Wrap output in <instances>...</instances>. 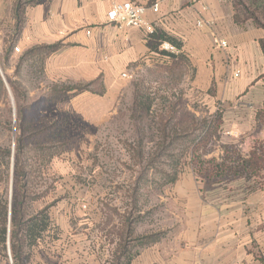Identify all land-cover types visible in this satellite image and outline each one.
I'll return each instance as SVG.
<instances>
[{
  "label": "rangeland",
  "instance_id": "obj_1",
  "mask_svg": "<svg viewBox=\"0 0 264 264\" xmlns=\"http://www.w3.org/2000/svg\"><path fill=\"white\" fill-rule=\"evenodd\" d=\"M6 46L0 47V202H10L20 137L22 157L31 166V208H45L50 218L47 233L23 255L22 264H120L150 235L172 246L186 231L187 197L176 188L190 187L189 179L202 198L224 212L239 209L253 189H264V170L250 178L236 170L212 176L201 164L210 158L219 162L226 156H247L264 141V128L257 122L253 137L238 138L245 141L242 146L222 144L227 105L206 100L205 90L195 83L191 60L180 52H173L177 57L154 54L148 63L119 71L102 95L85 92L52 103L46 101L49 89L54 81L67 79H51L33 60L15 73L24 50L7 53ZM101 86L96 80L89 88L99 92ZM212 90H207L210 95ZM17 105L25 113L21 129ZM207 123L214 132L204 143L178 141L163 148L166 130L183 135ZM173 159L179 161L175 167ZM175 169L177 181L165 183ZM242 229L237 228L238 237L247 234ZM253 230L251 237L264 236V229ZM250 250L260 252L253 242ZM0 264H14L8 238L0 244Z\"/></svg>",
  "mask_w": 264,
  "mask_h": 264
},
{
  "label": "crops",
  "instance_id": "obj_2",
  "mask_svg": "<svg viewBox=\"0 0 264 264\" xmlns=\"http://www.w3.org/2000/svg\"><path fill=\"white\" fill-rule=\"evenodd\" d=\"M15 1L0 0V47L9 43L14 32ZM121 1L42 0L25 4L15 46L25 50L59 42V50L44 64L49 77L70 83L101 80L105 88L119 71L148 63L155 54L148 47L149 34L144 28L107 19L111 5ZM132 1L148 7L158 5L157 11L146 10L145 19L153 30L180 43L179 52L191 60L195 83L205 90L206 100L220 99L227 105L222 113L220 142L242 146L245 141L239 137H253L255 114L264 104V55L259 44L264 30L250 21L237 24L232 0ZM198 20L201 25H196ZM214 38L225 40L226 46L219 47ZM211 86L212 95L207 91ZM189 181L190 187L176 188L179 196L187 197L186 231L172 246L155 242L141 248L127 264H264V236L249 235L253 229H264V189H253L239 209L224 212L202 198ZM239 227L247 234L238 237ZM252 242L260 252L250 250Z\"/></svg>",
  "mask_w": 264,
  "mask_h": 264
},
{
  "label": "trees",
  "instance_id": "obj_3",
  "mask_svg": "<svg viewBox=\"0 0 264 264\" xmlns=\"http://www.w3.org/2000/svg\"><path fill=\"white\" fill-rule=\"evenodd\" d=\"M42 0H19L14 5V15L16 17L15 28L13 35L10 38L9 43L6 46V52L9 53L15 47V40L19 32V28L22 25L23 8L25 4H36ZM234 9L233 19L237 24H243L246 21H250L254 26L264 30V0H232ZM169 42L176 48L180 47V43L172 36L162 31L153 30L149 34L148 47L150 51L162 57H177L170 51H166L160 48L162 42ZM259 44L264 55V37L259 39ZM60 48V43L50 44H37L25 49L19 57L18 64L15 70L17 73L20 65L23 62L37 61L39 65V71L44 68L46 59L57 52ZM31 62V63H33ZM10 88L15 90V85L12 81L8 80ZM92 82H56L54 81L52 87L49 89L47 96V102L56 103L67 97L75 96L85 91L102 95L105 91L104 86L99 92L92 91L89 86ZM148 109V107H147ZM16 119L20 129L22 128V121L25 118V113L20 105L16 107ZM256 121L262 124L264 128V104L256 111ZM211 123H207L201 127L199 131L191 130L190 132H183V135L178 130H166V134L162 136L161 144L163 148L171 149L176 142H187L196 146V144L202 140H208L214 129H210ZM219 126V125H218ZM218 129V127H217ZM182 140V141H181ZM23 143L20 137L16 139V152L15 163L12 171V190L10 202L6 199L0 202V244L4 246L6 238L9 241L10 255L14 264H22L24 259L23 255L32 250L40 240L43 238L50 228V218L45 208L34 210L31 208L30 200L28 199L27 185L29 183V174L31 166L25 163L23 159ZM183 156V153H181ZM200 158V155L198 156ZM171 158H175L172 155ZM173 159V166H177L178 162ZM206 168L208 166V172L212 176H221L226 170H236V173L243 171L248 178L257 177L260 172L264 170V141L258 142L253 150L249 151V154L245 157H223L221 161L215 162L214 159H206L200 161ZM180 165V164H179ZM179 167V166H178ZM177 167V168H178ZM178 169L174 170L172 174L169 173L166 176L165 183H174L178 178ZM235 173V171H234ZM139 242L142 248L149 246L157 241L152 235L142 237ZM130 254L127 259L120 261V264H127L129 259L134 255Z\"/></svg>",
  "mask_w": 264,
  "mask_h": 264
},
{
  "label": "built area",
  "instance_id": "obj_4",
  "mask_svg": "<svg viewBox=\"0 0 264 264\" xmlns=\"http://www.w3.org/2000/svg\"><path fill=\"white\" fill-rule=\"evenodd\" d=\"M158 5L156 3L149 7L132 0H124L121 2H114L106 13V17L111 22H117L118 24L123 23L126 26H136L144 28L145 32L150 34L153 32L152 25L145 19V13L148 8L152 11H157ZM202 22L198 20L196 25H201ZM89 34L90 31H86ZM214 43L219 47H225L226 41L214 38ZM160 48L170 52H179L178 48L169 42H162ZM15 51H19L18 46L14 47ZM122 73V76H125Z\"/></svg>",
  "mask_w": 264,
  "mask_h": 264
}]
</instances>
